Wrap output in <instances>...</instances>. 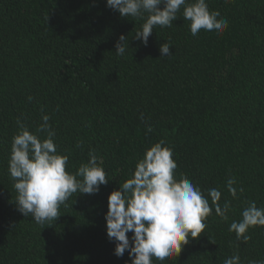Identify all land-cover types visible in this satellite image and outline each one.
<instances>
[{
  "label": "trees",
  "instance_id": "1",
  "mask_svg": "<svg viewBox=\"0 0 264 264\" xmlns=\"http://www.w3.org/2000/svg\"><path fill=\"white\" fill-rule=\"evenodd\" d=\"M206 2L228 21L225 31L193 36L181 9L145 47L134 38L144 20L121 17L106 0H0V264H131L106 236L108 197L160 140L173 149L177 180L184 174L205 195L219 189L230 209L224 220L213 206L200 237L153 264H223L233 254L241 264L264 261V227L250 228L246 243L229 231L249 202L264 208V0ZM164 42L172 55L161 57ZM43 115L69 155L66 171L94 150L109 182L37 224L17 210L8 161L17 120L35 133ZM230 177L244 189L236 198Z\"/></svg>",
  "mask_w": 264,
  "mask_h": 264
},
{
  "label": "clouds",
  "instance_id": "2",
  "mask_svg": "<svg viewBox=\"0 0 264 264\" xmlns=\"http://www.w3.org/2000/svg\"><path fill=\"white\" fill-rule=\"evenodd\" d=\"M106 7L123 18L130 16L144 20L134 38L145 47L153 28L173 27L181 9L184 19L190 22L193 36L201 30L220 34L228 28V21L220 17L219 11H210L206 0H106ZM126 38L119 36L115 44L116 55L125 54ZM170 49L169 43L161 44V57L172 55ZM28 99L31 101L32 98ZM42 121L33 133L25 123L17 120L18 132L12 137L8 161V172L17 193V210L25 217L30 215L37 224L56 220L60 216V206L73 194H98L100 186L109 182L103 160L94 150L75 173L66 171L69 155L57 150L50 116L43 115ZM39 133L46 135L41 138ZM176 169L173 149L160 140L137 160L131 177L110 193L104 219L106 236L114 243L117 258H122L127 251L131 264H153V258L164 262L179 256L190 238L195 240L201 236L213 206L217 216L228 219L230 202L226 201L221 207L219 189L210 188L205 195L184 174L177 180ZM236 183L234 177L226 182L227 191L233 198L237 197V191H244L242 187L237 189ZM241 216L240 221L230 224L229 231L236 234L237 240L243 238L246 243L250 239L246 235L250 228L264 227V208L251 201ZM129 233H132L131 237ZM223 264H241L240 256L233 254ZM250 264H264V261L253 260Z\"/></svg>",
  "mask_w": 264,
  "mask_h": 264
}]
</instances>
